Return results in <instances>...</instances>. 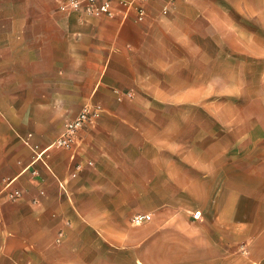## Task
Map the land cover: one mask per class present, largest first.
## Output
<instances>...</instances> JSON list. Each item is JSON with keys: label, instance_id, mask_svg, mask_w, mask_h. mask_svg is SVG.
Returning a JSON list of instances; mask_svg holds the SVG:
<instances>
[{"label": "crops", "instance_id": "0c3cea01", "mask_svg": "<svg viewBox=\"0 0 264 264\" xmlns=\"http://www.w3.org/2000/svg\"><path fill=\"white\" fill-rule=\"evenodd\" d=\"M60 1L0 0V264H264V0L259 43L188 0L142 22ZM88 103L75 152L34 163L26 138L47 148Z\"/></svg>", "mask_w": 264, "mask_h": 264}, {"label": "built area", "instance_id": "2783aa9c", "mask_svg": "<svg viewBox=\"0 0 264 264\" xmlns=\"http://www.w3.org/2000/svg\"><path fill=\"white\" fill-rule=\"evenodd\" d=\"M153 0H61L58 5V10L64 15H75L78 19L83 18H121L128 19L131 15L136 21L142 22L147 18L145 6ZM161 14L166 16L169 14L168 7H163ZM126 96H130L126 94ZM103 110L95 103L85 104L79 112L72 118L67 120L60 134L43 150H39L36 146H29L30 136L24 141L33 153L34 163L40 162L45 168L47 164L43 160V156L49 150L75 152L78 146V134L88 125L95 123L101 116ZM91 165V163H88ZM78 168V167H77ZM32 176H37V169H32ZM13 181H9L4 186V194L10 202L19 200L23 194L22 191L13 186ZM199 212L194 214L196 219ZM150 221V215H135L131 219L132 225L139 226Z\"/></svg>", "mask_w": 264, "mask_h": 264}, {"label": "rangeland", "instance_id": "374dc122", "mask_svg": "<svg viewBox=\"0 0 264 264\" xmlns=\"http://www.w3.org/2000/svg\"><path fill=\"white\" fill-rule=\"evenodd\" d=\"M191 5H197L201 9L205 10V15L213 21L216 31L229 30L233 34H238L242 39L248 40L250 33L254 34L256 41L259 43L260 37V15H261V0H188ZM238 69L236 73V83L233 88H237L245 83V69L243 66ZM259 66H256L253 71V77H250L251 82L247 79V83L250 85L256 84L259 74ZM254 95V94H252ZM250 95V96H252ZM96 104V103H95ZM235 109L238 110V126H246V119L242 111L244 110L243 102L232 103ZM192 136L190 131L189 137ZM241 134L238 133V137ZM52 141V139H51ZM48 142L47 145L51 143ZM48 154L60 153L57 150H49ZM244 149L238 150V156L245 155ZM30 157V154H29Z\"/></svg>", "mask_w": 264, "mask_h": 264}]
</instances>
